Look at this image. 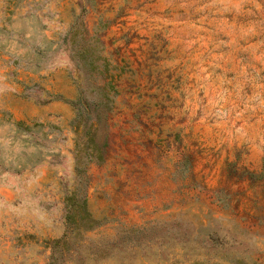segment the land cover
Returning <instances> with one entry per match:
<instances>
[{
    "label": "rangeland",
    "instance_id": "rangeland-1",
    "mask_svg": "<svg viewBox=\"0 0 264 264\" xmlns=\"http://www.w3.org/2000/svg\"><path fill=\"white\" fill-rule=\"evenodd\" d=\"M48 262L264 264V0H0V264Z\"/></svg>",
    "mask_w": 264,
    "mask_h": 264
},
{
    "label": "trees",
    "instance_id": "trees-1",
    "mask_svg": "<svg viewBox=\"0 0 264 264\" xmlns=\"http://www.w3.org/2000/svg\"><path fill=\"white\" fill-rule=\"evenodd\" d=\"M101 89H103V87L101 88ZM80 112L79 113H81V109H78ZM99 117L98 116H96V119H98ZM49 263H51V262H48V264Z\"/></svg>",
    "mask_w": 264,
    "mask_h": 264
}]
</instances>
